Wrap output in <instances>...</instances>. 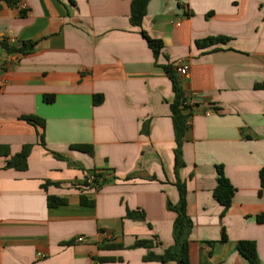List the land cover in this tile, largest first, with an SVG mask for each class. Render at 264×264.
<instances>
[{"label":"crops","instance_id":"0c3cea01","mask_svg":"<svg viewBox=\"0 0 264 264\" xmlns=\"http://www.w3.org/2000/svg\"><path fill=\"white\" fill-rule=\"evenodd\" d=\"M9 1L0 0V264H162L144 257L173 245L168 208L180 189L189 264H250L239 242H253L264 264L255 221L264 214V0H147L139 27L135 0ZM141 32L161 41L157 56ZM214 38L224 41L200 46ZM22 43L34 45L20 54ZM166 68L184 103L197 102L181 111L180 166ZM24 146L26 169H6ZM217 167L235 189L225 212L213 197ZM93 173L98 183L85 185ZM47 197L64 204L50 208ZM142 240L152 246L135 248Z\"/></svg>","mask_w":264,"mask_h":264},{"label":"trees","instance_id":"16d2710c","mask_svg":"<svg viewBox=\"0 0 264 264\" xmlns=\"http://www.w3.org/2000/svg\"><path fill=\"white\" fill-rule=\"evenodd\" d=\"M10 3L9 0H3ZM147 0H135L131 3L130 7V22L133 26L139 27L141 25L142 19L145 15V9H146ZM142 37L145 39L147 46L150 48L154 56H157L159 53V50L162 47V43L159 40L150 39L144 32H141ZM222 38H214V39H208L203 42L200 46H206L207 44H215L217 42L223 43ZM33 43H22L20 48L18 49V52L20 54L28 53L33 47ZM199 46V44H198ZM166 73L169 75L171 81H172V88L174 92V100L172 104L170 105V110L172 112V126L174 130V138L177 144V150H176V166H180V159H179V146L181 143V139L183 136L184 130L187 128L186 124V116H183L181 114V111L185 109V106L183 105L184 100L182 96V92L180 91L176 78L171 72L169 68H166ZM53 98L50 96H46L44 98V101L47 103L52 102ZM101 102V97H94V105H97ZM20 120L25 121L27 123H30L31 125H34L35 127H38L40 129L43 128V121L40 119H37L33 116H26L20 118ZM40 143L43 145L42 141V133L39 134ZM72 149L89 153L91 151L89 146H72ZM30 152V146H24L20 153L14 155L6 164L5 168H12L18 171H23L26 169V159ZM2 154V151L0 149V155ZM3 155V154H2ZM5 155V154H4ZM55 157L60 158L59 156L55 155ZM217 185L215 189L213 190V197L214 199L224 208V212L230 207L232 198L235 193V189L232 187V185L229 183V181L225 178L223 174V170L221 167H217ZM95 180L93 185L97 184L98 182V176L93 173ZM259 181H260V187L261 189H264V169H261L259 171ZM87 182H85L86 185ZM261 194V191L259 192ZM184 192L182 189H180V201L179 204L176 207H170L168 209H171L175 214L174 224H173V245L163 251L162 255L156 256L152 253H148L144 257L145 262H160L162 264H189L188 262V234L191 229V222L188 216L185 212V204H184ZM64 204V200L55 198V197H47V206L50 208L57 207ZM82 204L87 205L88 203L82 199ZM126 218L127 219H133V220H141L143 217L141 215H138L136 212H126ZM256 223L258 224H264V214H261L259 216H256L255 218ZM154 240L156 238H153ZM224 241V239H222ZM152 246V242L150 241H137L134 244L135 248H150ZM112 247V246H111ZM236 250L238 253L244 257L250 264H257L258 260L256 257V251H255V244L253 242H239L236 245ZM101 261H112V259H101Z\"/></svg>","mask_w":264,"mask_h":264},{"label":"built area","instance_id":"2783aa9c","mask_svg":"<svg viewBox=\"0 0 264 264\" xmlns=\"http://www.w3.org/2000/svg\"><path fill=\"white\" fill-rule=\"evenodd\" d=\"M176 26H179V24H177L176 23ZM176 72L180 75V76H186L187 74H188V67H187V65H185V64H180V66H178L177 68H176ZM2 85V81L0 80V86ZM197 102L194 100V101H189V103H187V102H185L183 105L185 106V105H187V104H191V105H194V104H196ZM208 115V114H207ZM94 180H95V177H94V175L92 174V175H89L88 177H87V183L88 184H91V183H93L94 182ZM102 236H106V234H102ZM77 242H82L83 241V238H78L77 240H76Z\"/></svg>","mask_w":264,"mask_h":264},{"label":"water","instance_id":"95a60500","mask_svg":"<svg viewBox=\"0 0 264 264\" xmlns=\"http://www.w3.org/2000/svg\"><path fill=\"white\" fill-rule=\"evenodd\" d=\"M188 111V110H187ZM187 111H186V113H187ZM183 114H185V112H183Z\"/></svg>","mask_w":264,"mask_h":264}]
</instances>
